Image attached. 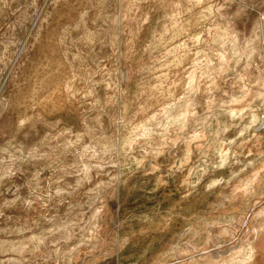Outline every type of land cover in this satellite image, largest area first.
Returning a JSON list of instances; mask_svg holds the SVG:
<instances>
[{"label": "rangeland", "instance_id": "1", "mask_svg": "<svg viewBox=\"0 0 264 264\" xmlns=\"http://www.w3.org/2000/svg\"><path fill=\"white\" fill-rule=\"evenodd\" d=\"M0 264H264V0H0Z\"/></svg>", "mask_w": 264, "mask_h": 264}]
</instances>
